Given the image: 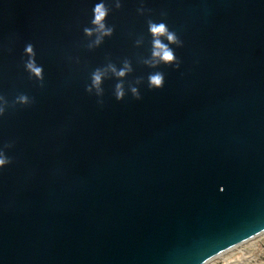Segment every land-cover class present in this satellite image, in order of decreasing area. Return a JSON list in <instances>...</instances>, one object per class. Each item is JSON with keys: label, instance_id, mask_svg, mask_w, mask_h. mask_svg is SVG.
<instances>
[{"label": "water", "instance_id": "1", "mask_svg": "<svg viewBox=\"0 0 264 264\" xmlns=\"http://www.w3.org/2000/svg\"><path fill=\"white\" fill-rule=\"evenodd\" d=\"M150 23L178 64L146 63ZM0 108V264H208L264 234V0H0Z\"/></svg>", "mask_w": 264, "mask_h": 264}, {"label": "clouds", "instance_id": "2", "mask_svg": "<svg viewBox=\"0 0 264 264\" xmlns=\"http://www.w3.org/2000/svg\"><path fill=\"white\" fill-rule=\"evenodd\" d=\"M117 7H120L118 4ZM94 19L92 24L94 26L95 31L92 29H85V33L88 37L96 36L95 45L99 46L105 37H111L113 35V30L109 28L106 24L107 18L109 16L108 7L103 4H97L94 9ZM149 31L153 36V56L151 61H147L150 67H158L159 64L163 63L166 65L178 64L175 59V55L173 51L161 43L162 38H166L170 43L175 44L177 46H181V42L176 37L174 33L168 31L167 26L164 24H149ZM27 54L33 57L32 62L28 63V70L35 75L36 77L42 79V69H39L34 62V50L31 46L27 48ZM116 76L118 79H124L127 77L129 73L132 72V67L130 63H125L121 69H117L114 65H110L109 68L105 70H97L92 76V86L88 89L91 92L95 89L97 94H102V85L104 79L107 77L108 73ZM149 86L153 89H162L164 86V77L162 73H155L149 76ZM133 94L139 99V92L136 88L132 89ZM117 99L122 100L125 96L124 86L122 84L117 85L116 89ZM20 103L27 104L28 100L26 97L20 98ZM0 115H3V109L0 108ZM9 161L6 157L0 153V168H4L7 166Z\"/></svg>", "mask_w": 264, "mask_h": 264}, {"label": "rangeland", "instance_id": "3", "mask_svg": "<svg viewBox=\"0 0 264 264\" xmlns=\"http://www.w3.org/2000/svg\"><path fill=\"white\" fill-rule=\"evenodd\" d=\"M239 250H243L245 256H250L249 258L238 259L234 264H264V235L252 239L245 244L240 245L237 249L224 253L222 256H219L212 261H209L208 264H223L225 259L234 257L238 254ZM253 256V258H252ZM252 258V259H251Z\"/></svg>", "mask_w": 264, "mask_h": 264}, {"label": "built area", "instance_id": "4", "mask_svg": "<svg viewBox=\"0 0 264 264\" xmlns=\"http://www.w3.org/2000/svg\"><path fill=\"white\" fill-rule=\"evenodd\" d=\"M237 247H239V246H237ZM235 249H237V248H235ZM235 249H232L231 251H233V250H235ZM228 252H229V251H228ZM226 253H227V252H226ZM238 256H242V258L246 257V258H249V259H250V256H247V255L245 256L243 250H239V251H238V254L234 255V257L229 258V259H225L224 262H223V264H224V263H225V264H234V263H236V262H237V258H238ZM252 258H253V256H252ZM252 258H251V259H252Z\"/></svg>", "mask_w": 264, "mask_h": 264}, {"label": "bare ground", "instance_id": "5", "mask_svg": "<svg viewBox=\"0 0 264 264\" xmlns=\"http://www.w3.org/2000/svg\"><path fill=\"white\" fill-rule=\"evenodd\" d=\"M264 235V234H263ZM262 236V235H261ZM225 255V254H224ZM212 261V260H211Z\"/></svg>", "mask_w": 264, "mask_h": 264}]
</instances>
